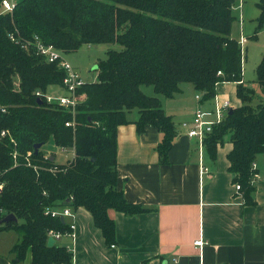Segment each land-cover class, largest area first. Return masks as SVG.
Wrapping results in <instances>:
<instances>
[{"label": "trees", "instance_id": "16d2710c", "mask_svg": "<svg viewBox=\"0 0 264 264\" xmlns=\"http://www.w3.org/2000/svg\"><path fill=\"white\" fill-rule=\"evenodd\" d=\"M237 0H17L0 10V231L14 230L12 264H72L73 252L48 246V232L66 233L69 224L46 211H89L108 244L115 222L108 210L132 216L148 209L126 201L117 189V129L139 113L138 132L153 126L162 133V163L176 138L173 119L159 96L173 98L183 83L214 99L218 83L237 84L241 105L229 111L204 140L210 157L229 137V171L248 203L253 200L252 164L264 156V97L243 79L241 43L231 37ZM264 24V0L257 4ZM61 52L84 44H117L98 63L97 80L85 82L86 95L73 115L43 95L63 85L66 72L36 52L35 38ZM221 72V75H218ZM264 94V52L256 67ZM152 86L155 95L144 92ZM264 96V95H263ZM73 123L67 126V123ZM3 132H6L4 135ZM73 148L74 157L57 164L43 147ZM51 156L54 158L51 160ZM14 214L17 222L2 223Z\"/></svg>", "mask_w": 264, "mask_h": 264}, {"label": "crops", "instance_id": "0c3cea01", "mask_svg": "<svg viewBox=\"0 0 264 264\" xmlns=\"http://www.w3.org/2000/svg\"><path fill=\"white\" fill-rule=\"evenodd\" d=\"M241 38L246 44L243 36L233 39ZM236 90L233 82L216 86L217 96L230 101L231 109L241 105ZM159 97L176 130L166 163L158 152L162 133L153 126L138 132L137 110L117 129V189L127 202L148 210L126 216L109 209L116 235L108 244L92 214L80 207L65 219L75 224L74 237L63 235L55 244L73 252L72 264H264V158H257L260 178L253 182L254 202L248 203L229 171L231 141L225 138L212 158L181 125L191 122L197 109L214 108V99L204 100L188 83L173 98ZM69 149L74 157L73 148H61L65 158ZM199 239L205 242L201 248L195 245ZM11 250L0 238V264H12ZM24 264H31L30 255Z\"/></svg>", "mask_w": 264, "mask_h": 264}, {"label": "rangeland", "instance_id": "374dc122", "mask_svg": "<svg viewBox=\"0 0 264 264\" xmlns=\"http://www.w3.org/2000/svg\"><path fill=\"white\" fill-rule=\"evenodd\" d=\"M259 1L260 0H237L233 10L235 21L232 25L231 37L240 38L243 36L246 38L247 42L243 49L244 80L246 84L255 91L256 97H264L259 84L256 82V67L264 52V24L259 25L257 21L260 14L257 6ZM118 48L119 46L117 44H84L76 51L61 53L63 58L78 71L84 82H95L97 80L95 68H97L98 63L105 60L109 49ZM143 89L147 94L153 93L152 86H144ZM64 93L65 91L61 87L51 86L47 90L46 95L58 97ZM212 108L213 107H211L210 110H212ZM226 138L229 139L228 136H226ZM43 150H45L47 154L50 153L54 155L57 164L66 163L67 159L73 158V154L70 152L71 149H69L68 158H65L61 152V148L54 145L51 141L43 146ZM263 158V155H259L258 161ZM17 237V233L11 229L0 233V238H2L3 242L7 243V246L9 245L11 249L17 243ZM57 243L58 245L61 244L59 241Z\"/></svg>", "mask_w": 264, "mask_h": 264}, {"label": "built area", "instance_id": "2783aa9c", "mask_svg": "<svg viewBox=\"0 0 264 264\" xmlns=\"http://www.w3.org/2000/svg\"><path fill=\"white\" fill-rule=\"evenodd\" d=\"M17 4V0H0V10L1 12H12ZM36 43V52L42 56H44L48 62L56 63L59 67L63 68L66 72V76L63 80V85L61 88L65 91V93L58 97H52L48 95H43L41 92H37L36 95L40 99L41 96L46 98V101L50 104L59 106L63 109L71 111L74 115L76 112L77 106L82 103L86 99V95L82 93H78V90L85 84L82 80L78 71L73 68L62 56L61 51L56 49L53 45H47L43 43L38 37L35 38ZM241 46L245 44V39L241 38ZM221 72H218V75H221ZM197 99H200V95H197ZM232 108V104L228 100L221 99L216 95L214 98V108L209 111H205L203 109H197L195 111L193 120L191 122H183L181 123L183 128L187 129L186 134L190 138H195L198 140L200 148H204V140L205 138L212 133L215 125L221 123L228 111ZM73 123H67V126H70ZM6 132H3L4 135ZM66 148H62V152H65ZM253 175L252 182L256 179L260 178V175L257 171L256 162L252 164ZM235 188L237 191H240V184L236 183ZM1 190V186H0ZM74 210L71 208H63L52 211H46V215L51 214L52 217H63L64 220L67 217H74ZM76 226L72 222L69 224V231L66 233L55 232L54 230H50L48 232L49 237H53L56 241L59 240L63 235H69L74 237V230ZM204 241L202 239L196 240L195 245L198 247H202L204 245Z\"/></svg>", "mask_w": 264, "mask_h": 264}, {"label": "water", "instance_id": "95a60500", "mask_svg": "<svg viewBox=\"0 0 264 264\" xmlns=\"http://www.w3.org/2000/svg\"><path fill=\"white\" fill-rule=\"evenodd\" d=\"M38 103L39 104H42V100L38 99ZM229 113L231 114L232 113V109L229 111ZM44 144L42 143H37L34 145V154H38L39 150L43 147ZM51 160H53L54 158L51 157L50 158ZM17 222L18 221V218L14 215V214H8L3 220H2V223H9V222ZM61 221L62 222H65L64 218L61 217ZM56 243V240L53 238V237H49L48 238V246L49 247H52L54 246Z\"/></svg>", "mask_w": 264, "mask_h": 264}]
</instances>
